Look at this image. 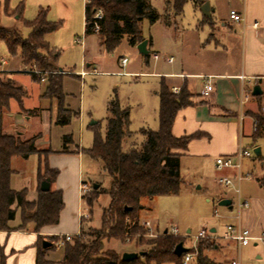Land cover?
<instances>
[{
  "label": "rangeland",
  "instance_id": "rangeland-1",
  "mask_svg": "<svg viewBox=\"0 0 264 264\" xmlns=\"http://www.w3.org/2000/svg\"><path fill=\"white\" fill-rule=\"evenodd\" d=\"M0 1L2 25L10 29L17 28L26 37L29 33L28 30L23 27L17 17L13 15L7 17L3 14L4 0ZM197 1L198 3L195 5V0H189L184 5L182 14L176 15L174 0H148L149 5L155 11L157 21L152 24L145 19L140 24L142 40L152 41L148 46L150 56L147 57L139 53L137 48L139 44L136 46L129 44L127 36L121 39L113 51L108 52L100 44L98 34L85 35L84 0H11L10 13L19 2H23L25 9L22 18L24 20L32 21L40 9H45L48 11L47 19L59 24L56 31L46 36V40L52 47L53 53L56 51L59 54L54 65L57 68L56 73L64 78L63 93L66 97L64 107L70 112L79 113L78 116L72 118L69 125L55 126L57 103L42 97L48 85L50 72L44 73L45 82L35 81L31 75L35 74L34 70L39 71L36 65L25 66L18 54L11 56L5 44H0V83H11L14 88L20 87L26 91L28 97L24 100L25 107L42 106V108L51 109L38 122L26 120V117L24 118V116H28L26 111L22 112L23 117H17L19 106L17 101L12 100L9 105L10 112L7 108L0 109V133H11L14 136L21 133L25 140L39 137L38 131L42 133V137L38 139V144L43 148L39 149L38 155H32L26 161L21 158L12 160V168L16 172L11 177V188L15 191L26 189L29 201L37 199L39 166L40 164L41 167L44 166L46 153L61 150L63 138L65 136L71 138V143L67 145V149L72 151L71 154H53L48 160L50 168L60 172L52 188L53 190H61L65 196V206L61 212L62 224L58 228L60 232H72L73 226L78 223L80 214L86 212L91 215L88 219L91 221L86 224L85 228L83 227V231L87 232L92 228L99 229L103 211L110 204V197L103 194L93 204L92 213H90V208L85 200H81L77 190L78 185L82 186V182L91 187V192L88 194H92L93 186L96 184L103 189H108L111 185L110 176L103 171V163L84 153L92 147L95 132L98 131L103 139L106 136V118L109 116L108 102L116 95L120 104L130 110L129 131L136 133V135L125 141L123 150L127 152L132 146L140 149L144 139L138 134L140 130L145 128L157 131L159 129L158 93L162 78L151 74L170 69L166 66L164 59H161V56L175 58L176 50L174 47L179 46L188 49L190 46L198 45L201 49L207 42L208 36L206 34L211 32L210 23L215 22L216 26L220 27L223 21H230L229 12L232 7L237 9L239 7L242 10L244 7V0ZM207 1L215 10L212 18L203 17L200 10ZM248 3L246 0L245 4L248 5ZM246 7L247 9L250 8L249 6ZM247 12L250 14L249 10ZM243 16L245 17V15ZM203 18L206 23L203 22ZM256 18L258 23L257 35L250 31L253 23H255L254 19L250 17L245 23H241L242 26L237 28L236 34L223 33L221 40L229 47V52H222L220 60L227 64L229 71H236L241 68L244 62L243 47L245 45L249 48L259 41L264 46V9L262 14H257ZM78 40L82 41V44L77 43ZM211 42L214 46L215 41L212 40ZM200 44L202 46H199ZM155 52H159L161 56L153 55L151 57ZM155 58L158 61L156 68L153 64L154 61L151 62V59L155 60ZM124 59L127 60V63L125 68H122L121 64ZM90 64L91 66L87 67ZM82 70L91 72V74L82 79V76L78 75ZM94 70L99 74H93ZM124 72L138 73V75L120 74ZM39 76L41 78L42 74ZM39 112L41 115L42 111L39 110ZM259 113L264 115V97L257 109L247 112V115L252 118L253 125L256 123L254 115ZM92 121L96 122L94 127H91ZM17 125H28L30 132L25 133V130ZM13 126L15 127L12 130ZM254 132L252 126V134ZM243 148L250 152L251 157L243 159L241 163V173L245 179L240 184L235 170H216V167L210 164L201 166L197 164V161L185 159L181 162L180 193L175 196L143 199L141 203L144 208L139 213L140 218L144 221H151L158 234L165 230L170 232L172 227H177L181 236L190 235V238L183 237L182 239L184 246L192 249L194 245H198L196 242L194 244V236L201 229L209 230L214 226L217 229V236H214V239L221 238L225 226L232 222H242V214L238 210L239 198L242 202L248 201L251 204L256 199L257 202H260L257 203V208L260 206L264 213V186L259 184L260 179L264 182V131L262 137L256 141L245 137ZM256 149L261 150L260 154L255 152ZM76 152H80V154ZM43 170L44 168H42ZM221 178L232 179L234 185L226 189L219 181ZM40 182L42 181H39V186ZM237 189L240 190V195H238ZM221 197L231 200L233 209L219 206L218 199ZM12 209H15V206ZM257 220L264 223V214L258 211ZM20 224V213L16 211L15 220L9 222L8 225L19 228ZM189 230L191 231L190 234H188ZM75 238L76 236L73 237V240ZM44 239L49 242L52 241L50 237ZM130 242L126 241V244H122L117 240H106L104 245L106 250H112L118 254L133 250L139 252L144 248H136L133 241ZM216 243L220 246L218 251L215 252L211 249L210 252H206V255L212 260L228 262L229 257L232 259L236 257L241 264H264V247L261 242H257V246L252 243L249 247L243 248L240 256L234 249L225 254L223 251L224 242ZM62 252L63 248L52 247L45 259L53 264H60ZM196 263L197 261L194 259L189 264Z\"/></svg>",
  "mask_w": 264,
  "mask_h": 264
},
{
  "label": "trees",
  "instance_id": "trees-1",
  "mask_svg": "<svg viewBox=\"0 0 264 264\" xmlns=\"http://www.w3.org/2000/svg\"><path fill=\"white\" fill-rule=\"evenodd\" d=\"M84 8L85 35L98 34L100 44L108 52L113 51L124 36L129 38V44L136 46L143 40L140 24L147 19L154 24L157 21L155 11L148 0H90ZM176 15H181L184 5L189 0H174ZM11 0H4V15H13L21 21L28 30L24 37L20 30L4 27L0 15V44H5L11 56L18 54L25 66L35 64L39 71L48 75V85L43 95L44 99L57 103L56 126H67L78 112L65 109V94L63 93V77L56 73L54 65L59 54L53 49L46 36L59 27L58 23L47 19L48 11L40 9L32 21L24 20V3L9 12ZM198 1L195 0V5ZM1 6V1H0ZM104 11V18L100 22V31L94 32L90 22L96 10ZM22 18V19H21ZM53 53V54H52ZM50 58H47L49 57ZM149 55H147L148 57ZM35 81L40 82L39 75H32ZM27 93L22 88H14L11 83H0V109L9 107L12 100L22 106ZM159 96V129L152 131L141 129L138 134L144 137L142 147L132 146L130 150H123V142L136 135L129 131L130 110L122 106L115 95L108 102L109 116L106 118V136L95 132L94 142L90 149L84 151L94 160L103 163V171L111 178L108 189L99 186L92 190V194L82 196L92 213V206L98 198L105 194L110 197L108 208L104 209L102 223L99 229L81 231L72 243H66L62 252L60 264H184V254L175 255L176 246L183 242L185 236H174L168 231L159 234L154 239H147L146 230L141 225L140 211L143 210V199H154L159 196H175L181 190V157L178 151L187 150L191 141L200 138V134L176 138L172 134L173 125L178 113L194 105L193 94L184 86L178 94H174L164 82L160 85ZM257 129L253 134L256 141L262 137L264 131V115H254ZM94 127V126H91ZM34 137L22 140L19 136L0 134V231H11L8 223L15 220L18 211L21 224L18 228L23 230L29 224H34L35 232L45 227L57 226L60 223L61 212L64 209L62 191L53 190L59 171L51 169L48 164L47 152L44 166H39L38 180H49L51 189L43 192L38 188V197L34 201L27 199V190L15 191L10 186L14 174L12 160L21 158L28 160L32 155H38ZM71 143V138H63L64 147ZM42 162V161H41ZM42 168L44 170L42 171ZM40 182V185L41 183ZM15 206V209H12ZM130 209V210H127ZM52 247H57L61 237H50ZM146 238V239H145ZM133 241L138 250L129 253H143L138 258L126 262L122 260V253L105 249L106 240H117L126 244ZM45 240V239H44ZM43 237H39V249L36 264H53L45 259L46 253L52 248L43 249ZM130 242V243H131ZM215 240L207 238L198 242L197 264H221L210 259L206 252L215 247ZM191 251V250H189ZM0 264H5V257L0 255Z\"/></svg>",
  "mask_w": 264,
  "mask_h": 264
},
{
  "label": "crops",
  "instance_id": "crops-1",
  "mask_svg": "<svg viewBox=\"0 0 264 264\" xmlns=\"http://www.w3.org/2000/svg\"><path fill=\"white\" fill-rule=\"evenodd\" d=\"M247 1L249 2L248 5L245 4L246 0H244L243 10L239 7L238 9L232 7L230 9L229 16L231 12L235 11L239 14L245 15L246 20L248 19V17H250L251 19H254L255 22H257V14H262V11L264 9V0ZM246 6H249L250 8L247 9ZM210 8L211 17L208 18H212V14L215 12L211 4ZM248 10L250 14H248ZM202 15L203 17L205 16L203 13ZM203 22L206 23L204 18ZM210 25L211 32L206 34V36H208L206 44L203 46L201 44L199 45L202 46L201 49L200 47H198V45H194V47L190 46L191 48L189 47L188 49L181 48L180 46L176 48L174 47V49L176 50L175 58H165L164 56H161L159 52L153 53L151 57L153 55H158L159 57L161 56V59H164L166 66L170 67V69H167L161 73H152L151 75L162 78V82H164L171 91H173L174 88H177L180 91L184 86H186L194 96V105L185 108L178 113L172 129V134L176 138L195 134L201 135L200 138L190 142L187 150L177 152L181 157V162L185 159H188L197 161V164L201 166L210 164L215 167L216 158L233 156L240 148H243L245 137L253 139V121L252 118L247 115V112L253 109H257L259 103H261L262 98L264 97V86L258 80L259 78L264 77V46L260 44L259 41H257L256 45L249 48L245 45V47H243L244 62L241 65V68L236 71H229L228 67L226 66L227 64H224V62L220 60V55L222 54V52H229V47H227L225 42L221 40V37L225 32L236 34L237 28H241L242 25L241 23H235L231 20L229 22L223 21L220 27L216 26L215 22H213L212 24L210 23ZM257 30L258 29H254L252 27L250 31L252 32V34L257 35ZM212 40L215 41L214 46L212 45ZM151 43L152 41L148 40V46ZM148 55L150 56V54ZM171 58L173 59V61L169 62V59ZM152 61H154L153 64L156 68L158 64L157 59H151V62ZM90 66L91 64L87 67ZM121 66L122 68H125V66H123L122 64ZM93 72V74L95 75L99 74V72H97L96 70H94ZM90 74L91 72H88L86 70H82L78 73V75L82 76V79ZM120 74L131 76L138 75V73L128 72ZM209 76L213 78L214 91L209 98H203L201 96V91L203 89L204 78ZM256 85H259L262 88L263 95H252L253 88ZM27 97L28 94L23 99L22 106L18 104L19 106L16 116L23 117L22 112L26 111L28 112V116H24V118L26 117V120H33L36 122L41 121V119L45 117L44 115H46L48 111H51V109L42 108V106L35 108L25 107L24 100ZM11 103L12 101L10 102V104ZM39 110L42 111L41 115ZM8 112H10V106L8 107ZM28 125L17 126L23 128L26 133L30 132ZM14 127L15 126L12 127V130ZM38 132L40 133V135L37 138L35 144L36 148L39 150L43 147L38 144V139L42 137V133L40 131ZM7 135L13 134L10 133ZM16 136H19L22 140H25L22 138L21 133H17ZM125 141L123 142V145ZM144 141L145 139H143V142ZM143 142L141 143L143 144ZM67 147L68 146L64 147L63 144L61 150H53L52 153L48 156V160L49 157H51L53 154H71L72 151L68 150ZM76 153L80 154V152ZM15 172L16 171L14 170V173ZM259 184L261 186H264V182L261 179L259 181ZM80 188L81 186L78 185V195L82 198ZM58 191L61 190L58 189ZM63 198L65 200L64 195ZM223 199L227 198L221 197L218 199V202ZM249 203L250 207L241 211V225L249 229L253 235L258 236L264 233V223H260L259 220H257V212L259 211L262 214L264 213L261 210L260 206V208H257V203L260 202H257L256 199L253 200V204H251V202ZM87 215H89V217L91 216L88 212H86L85 214H80L78 223L73 226L72 232H60L58 230V228L62 224L61 217L60 223L57 226L45 227L38 233L35 232L34 224L27 225V227L23 230H19L18 228L9 225L11 231H0V255L5 257V264H36V258L39 249V237H62L64 235L76 236L80 233L81 228H85L86 224H89V222L91 221L88 220L89 218H83V216ZM141 221L144 220L141 219ZM231 224H235V222H232ZM212 229L215 230L214 234L216 237L217 229H215L214 226L212 227ZM190 233L191 231L189 230L188 234ZM214 240L216 242H224L223 251L225 252V254L230 253L232 249L238 252L235 242L226 241L220 237L215 238ZM253 245L257 246V242H253ZM219 249L220 246L216 243L212 251L216 252ZM48 253L49 251L46 253V255ZM258 258H260V256H258ZM231 259L232 258L229 257L228 262H219L216 260L214 261L221 264H231Z\"/></svg>",
  "mask_w": 264,
  "mask_h": 264
},
{
  "label": "built area",
  "instance_id": "built-area-1",
  "mask_svg": "<svg viewBox=\"0 0 264 264\" xmlns=\"http://www.w3.org/2000/svg\"><path fill=\"white\" fill-rule=\"evenodd\" d=\"M85 1V6L89 4L91 1L90 0H84ZM230 20L235 22V23H245L246 19L242 14H239L235 11L230 13ZM104 18V13L102 9H98L94 12L92 21L90 24L92 25L94 32L98 33L100 31V22ZM254 29H258V23L255 22L253 23L252 26ZM77 43H81L82 41L78 40ZM173 59H169V62H172ZM127 63V60L124 59L122 60V65L125 66ZM35 74H42L41 76V81H45V74L42 72H39L37 70H34ZM243 78V77H242ZM261 84L264 86V77H261L258 79ZM214 91V82L212 77H205L204 78V83H203V89L201 91V96L203 98H209ZM174 94H178L180 91L177 88H174L172 91ZM254 130L256 131L257 125L256 123L253 125ZM251 154L248 150L240 148L237 153H235L233 156H225V157H218L215 159V167L217 170H224V169H235L237 171V180L239 184L243 181L244 176L241 173V163L243 159L245 158H250ZM247 178V177H246ZM220 183L227 189L232 187L233 181L230 178H221ZM82 196L87 195L89 192H91V187H88L86 183H82V186L80 188ZM238 195H240V190L237 189ZM250 207V203L248 201L242 202L241 198H239L238 201V210L241 212L243 209H248ZM217 215V214H216ZM83 218H90L89 215L83 216ZM142 227L146 230V234L144 235L145 237L154 239L156 238L159 234L158 232L155 231L154 227L155 225L152 224L151 221L145 220L141 222ZM170 234L174 236H179L180 232L177 227H172L170 229ZM79 235V234H77ZM76 235V236H77ZM215 234L212 232L211 229H206L203 228L201 229L196 236H194V244L198 243L201 240L207 239V238H212L214 239ZM73 235H64L62 236L59 241L57 242V247L62 248L66 243H72L73 242ZM189 237V236H185ZM222 239L226 241H232L235 242L237 246V250L240 256L241 249L244 247L249 246L253 242H261L264 247V233L255 236L253 235L249 229L245 228L244 226L241 225V223H235V224H229L225 226L224 232L222 234ZM127 241H130L129 239ZM196 242V243H195ZM191 251H188L187 253L184 254V264H189L192 260L195 259L197 255V246L194 245L192 249L188 248ZM231 264H241L239 259L234 257V259L231 260Z\"/></svg>",
  "mask_w": 264,
  "mask_h": 264
},
{
  "label": "water",
  "instance_id": "water-1",
  "mask_svg": "<svg viewBox=\"0 0 264 264\" xmlns=\"http://www.w3.org/2000/svg\"><path fill=\"white\" fill-rule=\"evenodd\" d=\"M201 12L207 16V17H211V8H210V3L207 1L206 3H204L201 8H200ZM138 51L141 55L143 56H147L149 54V51H148V41L144 40L142 41L138 46ZM252 95L253 96H261L263 95V90L262 88L259 86V85H256L254 86L253 88V91H252ZM96 122L95 121H92L91 123V126L95 125ZM255 152L257 154H260V150H255ZM94 189H98L99 188V185L96 184L93 186ZM40 189L41 191L43 192H48L50 189H51V183L49 180H45L41 183L40 185ZM219 206H222V207H228L230 209H233L232 207V201L229 200V199H223L219 202ZM127 210H130V209H127ZM167 230L164 231L165 234H167ZM212 232L214 233L215 230L212 229ZM52 247V243L47 241V240H44L43 241V249H49ZM189 251V249L187 247L184 246V243L181 242L179 243L176 248H175V255L177 257H181L183 254L187 253ZM143 255V253H129V252H126L122 255V260L123 261H126V262H129V261H132L136 258H138L139 256Z\"/></svg>",
  "mask_w": 264,
  "mask_h": 264
}]
</instances>
